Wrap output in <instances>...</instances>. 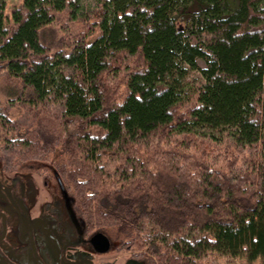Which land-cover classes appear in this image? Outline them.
<instances>
[{
    "label": "trees",
    "instance_id": "16d2710c",
    "mask_svg": "<svg viewBox=\"0 0 264 264\" xmlns=\"http://www.w3.org/2000/svg\"><path fill=\"white\" fill-rule=\"evenodd\" d=\"M0 143L148 264H264V0H0Z\"/></svg>",
    "mask_w": 264,
    "mask_h": 264
},
{
    "label": "flooded vegetation",
    "instance_id": "af4514ba",
    "mask_svg": "<svg viewBox=\"0 0 264 264\" xmlns=\"http://www.w3.org/2000/svg\"><path fill=\"white\" fill-rule=\"evenodd\" d=\"M52 180L54 187L19 188L23 201L10 210L0 205V264H148L126 237L86 225L57 177ZM11 185L15 191V177Z\"/></svg>",
    "mask_w": 264,
    "mask_h": 264
},
{
    "label": "rangeland",
    "instance_id": "374dc122",
    "mask_svg": "<svg viewBox=\"0 0 264 264\" xmlns=\"http://www.w3.org/2000/svg\"><path fill=\"white\" fill-rule=\"evenodd\" d=\"M6 2V8L11 7L14 4H17L19 0H5ZM200 65H202V62L200 61ZM185 79L191 83H197L201 80L200 74L197 71H189L187 75L185 76ZM5 80V79H2ZM5 86L7 84H11V82H7L5 80ZM1 146V143H0ZM210 149V148H209ZM51 151V150H50ZM230 155H233L234 152L228 151ZM41 156L44 154L39 153ZM59 151L55 150L51 153H48V160H29L23 164H20L15 172H9L7 173L1 166L0 162V205L5 210L6 207L12 209V206L15 207V200L23 201L22 197L19 193V188L24 189L23 192L25 193L27 189H31L33 187L35 188H41V187H54L50 184V181L52 178H56V175H58L54 170V164L53 162L57 163L58 160H61L63 156L59 155ZM59 155V156H58ZM57 156V158L55 157ZM225 162V160L223 159ZM216 163V162H214ZM211 163V166L214 164ZM15 177L16 179V190L13 191L9 189V186L11 185V178ZM46 181L47 185L44 184ZM53 181V180H52ZM56 182V180H55ZM18 183V185H17ZM14 187V186H13ZM12 187V188H13ZM42 193L43 191L40 190ZM32 203L26 200L25 203L28 204ZM33 204V203H32ZM30 204V205H32ZM15 209V208H14ZM132 250V249H131ZM142 250H145V247H142ZM200 264H238L236 261V258H227L226 256H219L217 253H210L209 255H205L200 261Z\"/></svg>",
    "mask_w": 264,
    "mask_h": 264
},
{
    "label": "water",
    "instance_id": "95a60500",
    "mask_svg": "<svg viewBox=\"0 0 264 264\" xmlns=\"http://www.w3.org/2000/svg\"><path fill=\"white\" fill-rule=\"evenodd\" d=\"M98 236H101L102 237V235L101 234H99ZM104 238V237H103Z\"/></svg>",
    "mask_w": 264,
    "mask_h": 264
}]
</instances>
